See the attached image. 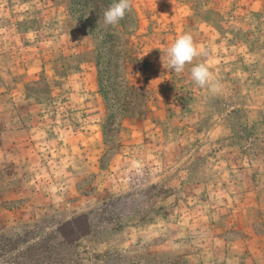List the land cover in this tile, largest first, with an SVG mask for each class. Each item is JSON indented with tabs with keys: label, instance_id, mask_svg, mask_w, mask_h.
Wrapping results in <instances>:
<instances>
[{
	"label": "rangeland",
	"instance_id": "obj_1",
	"mask_svg": "<svg viewBox=\"0 0 264 264\" xmlns=\"http://www.w3.org/2000/svg\"><path fill=\"white\" fill-rule=\"evenodd\" d=\"M130 2L0 0V264H264V0Z\"/></svg>",
	"mask_w": 264,
	"mask_h": 264
},
{
	"label": "clouds",
	"instance_id": "obj_2",
	"mask_svg": "<svg viewBox=\"0 0 264 264\" xmlns=\"http://www.w3.org/2000/svg\"><path fill=\"white\" fill-rule=\"evenodd\" d=\"M130 10V0H114L110 7L103 13V25H117L124 18L126 12ZM198 54L192 36L184 33L178 36L171 46L167 47L165 57L162 58V63L166 69L179 74L184 70L186 64H190ZM190 76L194 84L199 87L208 86L212 81V75L204 64L193 66Z\"/></svg>",
	"mask_w": 264,
	"mask_h": 264
},
{
	"label": "trees",
	"instance_id": "obj_3",
	"mask_svg": "<svg viewBox=\"0 0 264 264\" xmlns=\"http://www.w3.org/2000/svg\"><path fill=\"white\" fill-rule=\"evenodd\" d=\"M108 1H109V0H85L86 4H91V7H92L93 5L96 6V4H97L98 7H96L97 9H95V10L98 11L99 14L104 13V11L108 9V7H107V2H108ZM101 4H103V6H101ZM99 5H100V6H99ZM128 12H130V11H128ZM128 12H126L124 18L128 17V15H127ZM102 17H103V15H102ZM121 23H122V20H120V24H121ZM121 28H122V30H124V25L121 24ZM124 31H126V30H124ZM119 88H120L121 90H124V91H133L131 88H129V87L127 86V84H126L123 80H121ZM104 99H105V98H104ZM105 101H106V99H105ZM110 119H111V117H110V113H109V114L107 115L106 123H105V125L103 126V128H104V129H103V135H105V128H106L105 126H106V124H109Z\"/></svg>",
	"mask_w": 264,
	"mask_h": 264
},
{
	"label": "crops",
	"instance_id": "obj_4",
	"mask_svg": "<svg viewBox=\"0 0 264 264\" xmlns=\"http://www.w3.org/2000/svg\"><path fill=\"white\" fill-rule=\"evenodd\" d=\"M4 133H8V132H4Z\"/></svg>",
	"mask_w": 264,
	"mask_h": 264
}]
</instances>
